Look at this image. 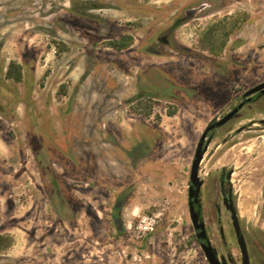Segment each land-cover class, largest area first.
I'll list each match as a JSON object with an SVG mask.
<instances>
[{"label": "rangeland", "instance_id": "1", "mask_svg": "<svg viewBox=\"0 0 264 264\" xmlns=\"http://www.w3.org/2000/svg\"><path fill=\"white\" fill-rule=\"evenodd\" d=\"M262 82L264 0H0V264H209L192 162ZM222 171L263 231L264 95L213 132L205 198Z\"/></svg>", "mask_w": 264, "mask_h": 264}, {"label": "flooded vegetation", "instance_id": "2", "mask_svg": "<svg viewBox=\"0 0 264 264\" xmlns=\"http://www.w3.org/2000/svg\"><path fill=\"white\" fill-rule=\"evenodd\" d=\"M242 100H244L243 97L241 98V102ZM255 100H253L252 102H254ZM252 102H249L246 105ZM215 130L211 131L209 133V136H212ZM228 173L229 172L225 171H222L221 173L220 181L218 183V194L220 197L215 200L209 197L205 198V193L203 190L205 183L203 180V185L201 187L199 195V201L197 204H195V210L199 215V220L201 222H204L206 230V239H198V231L194 228L196 237L200 243V246L202 243L210 244L212 246L220 262L225 261L227 264H243V254L238 241L239 235L232 219L231 208L235 207L239 219V234L242 235L245 239L250 264H264V229L263 231H260L256 234L254 229L250 230L248 227H245L242 223L238 213L236 201L233 197V190L230 185V179L232 177L233 172L230 178L228 177ZM208 205H210L211 207L208 208ZM209 212H211V215L209 214ZM224 214L227 215L226 218L229 221L227 224H224L222 220ZM210 217L216 220L215 226L218 230L219 235L217 236V240H214V235L211 232V225L209 224ZM229 235L233 240V244L231 245L228 241ZM232 245L234 246L232 247Z\"/></svg>", "mask_w": 264, "mask_h": 264}, {"label": "water", "instance_id": "3", "mask_svg": "<svg viewBox=\"0 0 264 264\" xmlns=\"http://www.w3.org/2000/svg\"><path fill=\"white\" fill-rule=\"evenodd\" d=\"M261 94H264V82L246 91L242 96L244 100H242V102H240L236 107H234L221 119L212 121L200 137L190 171V187H189L190 217L194 228L198 231L197 234L198 239H202V240L206 239L205 225L204 222H201L199 220V215L195 210V204H197L199 201L200 190L203 185V180L200 178V174H199L200 165L208 149V146L212 141V136H209V133L217 128L226 125L228 122L233 120L247 103L257 99ZM231 174L232 171H229L228 173L229 178ZM231 211H232V219L234 221V225L239 235L238 241L243 254V264H250V259H249L248 249L246 246L245 239L242 235L239 234V219H238L237 210L235 207H232ZM201 246L204 250L205 256L209 264H227L225 261L220 262V260L215 254L214 249L210 244L202 243Z\"/></svg>", "mask_w": 264, "mask_h": 264}]
</instances>
